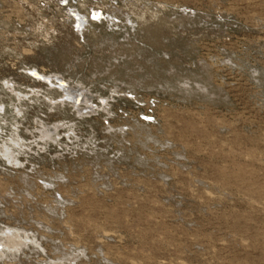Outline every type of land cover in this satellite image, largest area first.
<instances>
[{"label": "rangeland", "instance_id": "1", "mask_svg": "<svg viewBox=\"0 0 264 264\" xmlns=\"http://www.w3.org/2000/svg\"><path fill=\"white\" fill-rule=\"evenodd\" d=\"M72 262L264 264V0H0V264Z\"/></svg>", "mask_w": 264, "mask_h": 264}, {"label": "bare ground", "instance_id": "2", "mask_svg": "<svg viewBox=\"0 0 264 264\" xmlns=\"http://www.w3.org/2000/svg\"><path fill=\"white\" fill-rule=\"evenodd\" d=\"M92 10V9H91ZM94 13V17H96L97 18V16H100V15H102V12L101 11H99V10H97V11H94L93 12ZM76 14V13H75ZM77 18H78V21H76V22H78V24L79 25H82L81 23L82 22H84V20H86L85 19V17L84 16H80L79 14H77ZM93 18V17H92ZM101 18H103V17H101ZM98 19V18H97ZM100 19V18H99ZM33 72V71H32ZM31 72V73H32ZM5 238V237H4ZM24 238V237H23ZM22 238V239H23ZM22 239H21V242H22ZM24 241V240H23ZM6 242V241H5ZM20 242V241H19ZM26 242V241H25ZM17 244H18V241H17ZM20 244V243H19ZM22 244V243H21ZM20 244V245H21ZM24 245V244H23ZM19 246V245H18ZM17 245H16V247H18ZM20 247H22V246H20ZM20 247H18V248H20ZM11 248V247H10ZM14 248V247H13ZM12 249V248H11ZM4 251V250H3ZM22 251V250H21ZM73 258V257H72ZM75 258V257H74ZM74 258H73V260H74ZM68 259V258H67ZM73 264H74V262H72ZM61 264V263H60Z\"/></svg>", "mask_w": 264, "mask_h": 264}]
</instances>
